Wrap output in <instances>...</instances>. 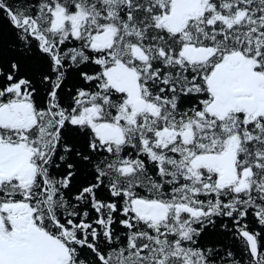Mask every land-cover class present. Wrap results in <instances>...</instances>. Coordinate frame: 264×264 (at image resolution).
<instances>
[{
	"label": "snow or ice",
	"instance_id": "1",
	"mask_svg": "<svg viewBox=\"0 0 264 264\" xmlns=\"http://www.w3.org/2000/svg\"><path fill=\"white\" fill-rule=\"evenodd\" d=\"M0 264H264V0H0Z\"/></svg>",
	"mask_w": 264,
	"mask_h": 264
}]
</instances>
